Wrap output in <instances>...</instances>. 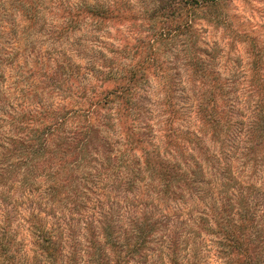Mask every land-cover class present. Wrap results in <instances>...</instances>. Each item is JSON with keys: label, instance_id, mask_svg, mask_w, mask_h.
<instances>
[{"label": "trees", "instance_id": "obj_1", "mask_svg": "<svg viewBox=\"0 0 264 264\" xmlns=\"http://www.w3.org/2000/svg\"><path fill=\"white\" fill-rule=\"evenodd\" d=\"M153 2L150 40L137 43L127 66H114L117 57L99 65L102 88L64 105L55 100L73 92L74 70L45 75V87L25 96L51 103L27 104L7 122L0 206L15 191L37 193L26 217L35 264H152L151 256L201 264L198 243L208 241L215 263L264 264L261 50L249 42L246 72L242 57L230 59L192 33L193 11L212 16L211 0ZM111 14L89 11L101 20ZM158 49L174 53L167 61ZM222 57L238 59L232 77H221ZM152 79L159 83L153 93ZM184 102L190 124L179 120ZM4 222L0 258L27 264L11 254Z\"/></svg>", "mask_w": 264, "mask_h": 264}, {"label": "rangeland", "instance_id": "obj_2", "mask_svg": "<svg viewBox=\"0 0 264 264\" xmlns=\"http://www.w3.org/2000/svg\"><path fill=\"white\" fill-rule=\"evenodd\" d=\"M154 5L153 0H0V143L10 134L11 130L6 126L13 113L26 110L35 102L51 103L48 96H25L45 87L41 80L43 76L74 70V78L69 82L73 92L55 102L80 105L84 99L83 91L90 96L91 91L103 87L97 72L99 65L105 61L109 64L113 57H117L114 66H127L130 57L136 53L137 43L150 40L147 21L150 24ZM209 7L212 10L208 11H214L213 19L204 9L193 11L192 33L195 32L199 41L209 47L219 44L222 51H229L230 59L239 55L245 68L249 42H257L263 57L260 69L264 74V0H211ZM93 8L102 12L112 9V18L91 17L89 11ZM73 16H76L74 20ZM232 38L233 42L230 41ZM146 52L147 48L143 53ZM157 52L163 60L167 57V61L174 53L173 50L159 49ZM225 57L221 58L225 64L221 77H232V71L241 67L234 62L238 59L231 61ZM219 65L216 59L214 66L221 70ZM89 69L91 72L86 71ZM158 87V81L152 79L149 84L152 93ZM55 90L49 92L55 93ZM180 93L181 87L174 96L178 103L184 98ZM190 107L189 103H183V115L179 118L183 124L193 122ZM37 197V193L15 191L14 196L8 195L7 201L0 206V222H8L6 237L11 239L8 248L15 256L27 257V264H35V247L26 217L33 210L31 198L35 201ZM42 217L39 215L36 219L43 220ZM203 236L208 240L206 234ZM210 243H198L201 264H222L212 259ZM156 258L151 256L150 263L168 264ZM0 264L8 263L0 258Z\"/></svg>", "mask_w": 264, "mask_h": 264}]
</instances>
